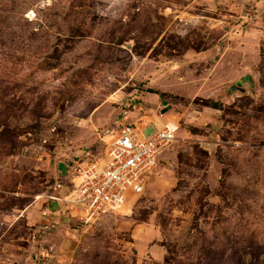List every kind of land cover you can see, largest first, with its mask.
Segmentation results:
<instances>
[{
    "label": "rangeland",
    "instance_id": "374dc122",
    "mask_svg": "<svg viewBox=\"0 0 264 264\" xmlns=\"http://www.w3.org/2000/svg\"><path fill=\"white\" fill-rule=\"evenodd\" d=\"M169 121L130 208L48 198ZM0 264H264V0H0Z\"/></svg>",
    "mask_w": 264,
    "mask_h": 264
},
{
    "label": "built area",
    "instance_id": "2783aa9c",
    "mask_svg": "<svg viewBox=\"0 0 264 264\" xmlns=\"http://www.w3.org/2000/svg\"><path fill=\"white\" fill-rule=\"evenodd\" d=\"M157 123L142 127L123 123L105 141L103 157L73 165L70 185L58 181L48 198L83 223L130 208L145 190L149 181L146 174L158 167L162 154L176 140L178 124ZM148 126L154 131L145 136L142 130Z\"/></svg>",
    "mask_w": 264,
    "mask_h": 264
},
{
    "label": "trees",
    "instance_id": "16d2710c",
    "mask_svg": "<svg viewBox=\"0 0 264 264\" xmlns=\"http://www.w3.org/2000/svg\"><path fill=\"white\" fill-rule=\"evenodd\" d=\"M209 106L212 107V108H218V104L212 102V103H209ZM194 131H196V129H194Z\"/></svg>",
    "mask_w": 264,
    "mask_h": 264
},
{
    "label": "crops",
    "instance_id": "0c3cea01",
    "mask_svg": "<svg viewBox=\"0 0 264 264\" xmlns=\"http://www.w3.org/2000/svg\"><path fill=\"white\" fill-rule=\"evenodd\" d=\"M131 123H133V122H131Z\"/></svg>",
    "mask_w": 264,
    "mask_h": 264
},
{
    "label": "bare ground",
    "instance_id": "6f19581e",
    "mask_svg": "<svg viewBox=\"0 0 264 264\" xmlns=\"http://www.w3.org/2000/svg\"><path fill=\"white\" fill-rule=\"evenodd\" d=\"M125 213V212H124Z\"/></svg>",
    "mask_w": 264,
    "mask_h": 264
}]
</instances>
